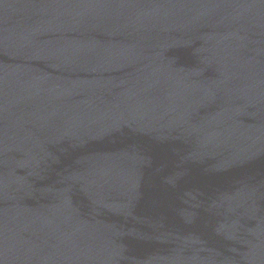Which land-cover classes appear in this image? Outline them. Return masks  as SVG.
<instances>
[{"label": "water", "instance_id": "95a60500", "mask_svg": "<svg viewBox=\"0 0 264 264\" xmlns=\"http://www.w3.org/2000/svg\"><path fill=\"white\" fill-rule=\"evenodd\" d=\"M0 264H264V0H0Z\"/></svg>", "mask_w": 264, "mask_h": 264}]
</instances>
